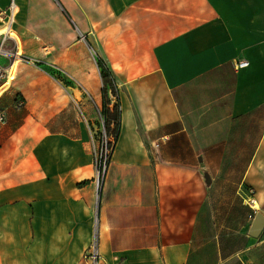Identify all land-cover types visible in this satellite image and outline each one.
<instances>
[{
    "label": "crops",
    "instance_id": "1",
    "mask_svg": "<svg viewBox=\"0 0 264 264\" xmlns=\"http://www.w3.org/2000/svg\"><path fill=\"white\" fill-rule=\"evenodd\" d=\"M12 3L0 264H86L96 221L108 264H264V0ZM98 59L121 111L99 190Z\"/></svg>",
    "mask_w": 264,
    "mask_h": 264
},
{
    "label": "built area",
    "instance_id": "2",
    "mask_svg": "<svg viewBox=\"0 0 264 264\" xmlns=\"http://www.w3.org/2000/svg\"><path fill=\"white\" fill-rule=\"evenodd\" d=\"M16 5L12 3L10 7L6 10L0 11V21L2 23H6L8 26L12 25L14 23V19L16 17ZM5 40L3 39L0 43V60L2 57H7L9 59H16V53L13 54L12 52L7 51L4 48ZM17 58L25 63H30L33 65H37L38 63L36 61H32L30 59L24 58L22 55L17 53ZM17 60L14 61V63L11 65L9 70H6L1 65L0 61V95L1 91L6 83V81L9 80L11 69L16 63ZM249 66V62L247 60H240L236 63L237 69H244ZM110 100L111 103L114 104L117 101V97L113 96L110 93ZM98 120H99V129L93 133L92 136V154L94 158V165L96 169V187L97 190L100 189L101 185L103 184L106 175L109 170V163L111 159V155L114 149L115 140L113 137H109L106 132L105 128V115L103 113V107L98 109ZM5 122V114L4 112L0 111V124ZM95 234L93 237V240L90 244V247L87 249V251L83 255V260L86 264H108L104 261L101 253H100V246H99V235H98V222L96 221L95 226ZM115 264H122L121 261H118Z\"/></svg>",
    "mask_w": 264,
    "mask_h": 264
},
{
    "label": "trees",
    "instance_id": "3",
    "mask_svg": "<svg viewBox=\"0 0 264 264\" xmlns=\"http://www.w3.org/2000/svg\"><path fill=\"white\" fill-rule=\"evenodd\" d=\"M98 66L101 70V77L103 80L104 88H103V113L105 115V128L107 135L109 137H113L115 142L117 141L120 121H121V111L119 107V103H111L110 93L113 96H118L117 87L115 83V77L109 68V66L102 60L98 59Z\"/></svg>",
    "mask_w": 264,
    "mask_h": 264
},
{
    "label": "water",
    "instance_id": "4",
    "mask_svg": "<svg viewBox=\"0 0 264 264\" xmlns=\"http://www.w3.org/2000/svg\"><path fill=\"white\" fill-rule=\"evenodd\" d=\"M263 230H264V215L262 214V212H258L250 228L249 235L253 238H258Z\"/></svg>",
    "mask_w": 264,
    "mask_h": 264
},
{
    "label": "bare ground",
    "instance_id": "5",
    "mask_svg": "<svg viewBox=\"0 0 264 264\" xmlns=\"http://www.w3.org/2000/svg\"><path fill=\"white\" fill-rule=\"evenodd\" d=\"M4 33L5 34L10 33V34H13L15 36V34L10 29H8L7 27L6 28H0V35H3ZM18 64H19V62L16 61L15 65L12 67L9 82L15 77L16 72H17V68H18Z\"/></svg>",
    "mask_w": 264,
    "mask_h": 264
}]
</instances>
